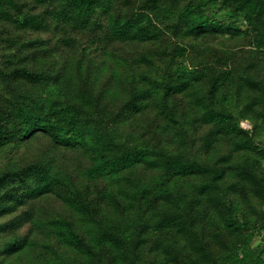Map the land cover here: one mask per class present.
I'll return each mask as SVG.
<instances>
[{
	"label": "trees",
	"instance_id": "16d2710c",
	"mask_svg": "<svg viewBox=\"0 0 264 264\" xmlns=\"http://www.w3.org/2000/svg\"><path fill=\"white\" fill-rule=\"evenodd\" d=\"M263 138L264 0H0V264H264Z\"/></svg>",
	"mask_w": 264,
	"mask_h": 264
},
{
	"label": "rangeland",
	"instance_id": "374dc122",
	"mask_svg": "<svg viewBox=\"0 0 264 264\" xmlns=\"http://www.w3.org/2000/svg\"><path fill=\"white\" fill-rule=\"evenodd\" d=\"M241 126H242L244 129H249V128H250L248 122H246V121L242 122V123H241ZM263 139H264V138H263ZM256 243H258V240H256V241L254 242V245H255Z\"/></svg>",
	"mask_w": 264,
	"mask_h": 264
}]
</instances>
